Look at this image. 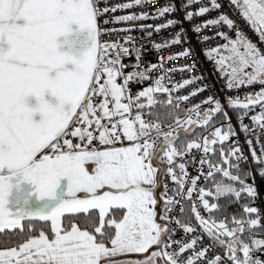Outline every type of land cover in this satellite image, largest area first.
Masks as SVG:
<instances>
[{"label":"snow or ice","instance_id":"1","mask_svg":"<svg viewBox=\"0 0 264 264\" xmlns=\"http://www.w3.org/2000/svg\"><path fill=\"white\" fill-rule=\"evenodd\" d=\"M149 2L109 7L108 0H0V264H264L257 255L264 252V238H257L264 233L258 208L246 203L243 215L216 218L224 210L221 199L254 202L257 195L246 183L247 172L232 160L244 159L240 147H223L235 135L231 124L226 130L213 125L218 113L228 118L221 101L209 96L181 116L180 103L206 89L173 98L197 78L177 83L170 74L192 65L151 75L191 49L147 66L137 49L132 71L125 72L129 65L123 60L132 55L125 45L134 38L102 39L120 31L104 25L150 17L147 12L101 17ZM209 3L184 18L221 8L217 0ZM229 3L264 43V0ZM174 11V5L164 6L151 18ZM177 23L169 19L155 31ZM222 25L233 29L235 38L218 30L215 36L225 43L204 55L226 78L228 91L260 86L242 99L226 97V103L243 110L245 132L243 117L258 106L251 120L264 132V51L223 13L192 30ZM182 32L154 48L180 44ZM210 39L205 35L204 42ZM145 81L149 86L131 90L132 83ZM202 104L211 107L202 111ZM197 128L211 130L188 139ZM217 144L219 160L213 162ZM193 149L203 153L198 163L208 170L198 169L189 179L187 165L197 161L185 157ZM251 156L264 177V147ZM201 176L211 187H198ZM178 231L184 234L180 238ZM205 236L211 244L201 247ZM131 255L141 258H127Z\"/></svg>","mask_w":264,"mask_h":264},{"label":"built area","instance_id":"2","mask_svg":"<svg viewBox=\"0 0 264 264\" xmlns=\"http://www.w3.org/2000/svg\"><path fill=\"white\" fill-rule=\"evenodd\" d=\"M131 0H108V6H114L116 4L130 3ZM218 3L221 4L220 9L212 10L208 13H205L203 16H194L192 20H186L184 17L187 11L196 12L198 11L200 6H208L211 7L209 0H200L199 3L189 4L188 0H150L149 3H146L142 6H134L130 9H122L117 10L114 13L105 14L103 19H112L114 17L123 16V15H131L136 14L139 15L141 12H147L149 15V19L147 20H139V21H126V22H118V23H109L104 25L103 27L109 29H117L115 34L105 35L102 37L105 41H112L116 39H121L126 36H132L134 38V43L125 45L132 50V55L130 57H125L123 63L129 65L128 68L125 69V72L132 71V65L135 64V55L136 50H140L141 53V63L143 66H147L149 63H158V57H164L167 60V56L169 54L175 55L183 51L185 48L191 49V54L184 57L183 59H175L171 62H167L164 64L163 69H157L151 75L153 78L161 76L164 71L169 68H180L185 65H192L190 71L186 72H175L171 73L172 81L177 83L181 82L183 79L189 78H197L196 82L180 89L179 92H173L172 96L175 98L177 95H189L190 93L196 91L199 87H204L206 90L199 92L198 95L190 96L188 101H184L180 103V108L186 109L191 108L195 104L202 102L207 97L212 96L221 101L223 105L224 111L227 112V119L224 121H218L214 124V127H222V129L226 130L227 125L230 123L232 126L235 135L231 136L228 141H225L231 147H240L242 155L244 159L240 161H235V157H232L233 161L238 163L239 166H246L250 174L246 177V183L252 184L256 188V198L254 202L249 201L247 204L250 207H256L259 209L260 215V223L264 226V202L263 196L259 190L258 186V178L256 172V162L252 159L251 152L254 149L259 155L261 153L262 147H264V132L261 131L258 125L254 124L251 120L252 115H256L259 113L260 108L257 106L253 111H249L246 116L243 117V124L248 126L249 131L245 132L241 129V121L239 117L235 118L231 115L229 107L226 103V97L229 96H237L239 95L241 99L244 94L249 91L259 90V85L252 86L251 88H241V89H233L232 91H228L226 89V78H224L219 72L215 69L214 61L209 60L204 52L210 50L212 47L217 46L219 44L225 43L219 36H215V33L220 30L226 32L230 37L235 38V31L233 29H228L226 25L222 26H210L200 32H194L192 29L197 24H203L209 19L218 18L220 14H226L230 19L234 20L237 25L243 30V32L255 43H257L258 47L264 51V43H260L257 35L250 30L249 26L242 19L239 14L238 9L235 6H231L229 0H217ZM175 6L176 11L165 14L163 17L151 18L155 15V13L164 6ZM104 5L101 4V7ZM169 19L175 20L178 23L168 27L161 29L160 32L155 31V26H159L167 23ZM141 25H153L152 29H147L146 31H151L152 36L149 38L146 34V31L141 30ZM123 29H131V31H122ZM182 32L181 43L172 45L171 47H165L157 51L154 48V44H161L165 41H169L175 37L176 33ZM205 35L213 37L207 42H204ZM202 78V79H200ZM166 83L171 86V82L166 81ZM149 86V82L145 81L143 84L132 83L130 88L133 92L141 90L144 87ZM210 105L202 104L203 107H209ZM211 129L205 130L203 134L207 135V131ZM251 140V146L247 143V141ZM203 155L202 152H199L195 149L191 151L188 157H185L186 160L195 157L197 162L189 163L187 165V171L189 174V179L199 175L198 169H201L198 161L200 157ZM213 155L210 154V158L212 159ZM203 172H207L208 168L205 164L201 169ZM205 182L203 176L198 181V187H203V183ZM170 188H174L175 186L168 181ZM171 194V193H170ZM195 197V193H194ZM179 199V198H178ZM197 204L199 202L197 201ZM186 205V204H185ZM184 205V206H185ZM179 208H177V212ZM201 212L203 215L207 216L208 214L203 211L201 208ZM193 223L195 221L193 220ZM175 227V226H174ZM184 234L182 231L177 232V238H180ZM257 238H264V233H257ZM211 244V241L205 236L201 242V247L208 246ZM216 254L223 255L222 250L219 248L215 249ZM211 255V253H209ZM258 256L264 258V252L257 253Z\"/></svg>","mask_w":264,"mask_h":264},{"label":"trees","instance_id":"3","mask_svg":"<svg viewBox=\"0 0 264 264\" xmlns=\"http://www.w3.org/2000/svg\"><path fill=\"white\" fill-rule=\"evenodd\" d=\"M159 98L160 99H166L167 97L164 94H159ZM180 109H181V116H183V108H180ZM230 109H231L232 115L235 116V117H238L241 114H243V110L232 109V108H230ZM156 110L160 111V112L163 111V109H161V108H157ZM224 118H225V116L222 113H218V114H216L214 116L213 122H216V121H219V120H223ZM202 131H203V129L197 128L196 132L190 134L188 139L197 138L202 133ZM215 147H216L217 151L212 157L213 162H217L219 160L220 145L217 144ZM223 147H224L225 151H227L231 147V145H229L228 143L224 142ZM239 167H240V170L242 172H247V175L250 174V171H249V169L246 166H239ZM255 168H256L257 175L259 176V178H258V186H259V190H260V192H261V194L263 196V202H264V177H261L259 175V167L256 166ZM203 187L209 188V187H211V184H209L207 181H205L203 183ZM209 199H210V202H213L212 198H209ZM248 202H249V200L246 197H242L239 202H229L228 200L221 199L219 201V203L223 206L224 210L221 213H217L216 214V218L217 219H221V218H223L225 216L231 217L232 215H236L237 217H239V216L243 215V213H242V205H244V204H246ZM185 208L188 209L189 206L187 205Z\"/></svg>","mask_w":264,"mask_h":264},{"label":"crops","instance_id":"4","mask_svg":"<svg viewBox=\"0 0 264 264\" xmlns=\"http://www.w3.org/2000/svg\"><path fill=\"white\" fill-rule=\"evenodd\" d=\"M220 74H221V73H220ZM158 191H161V189L158 190ZM159 209H160V205H158V211H159ZM123 258H125V257H118V259H123ZM127 258L137 259V258H141V257H138V256H136V255H131L130 257H127Z\"/></svg>","mask_w":264,"mask_h":264},{"label":"rangeland","instance_id":"5","mask_svg":"<svg viewBox=\"0 0 264 264\" xmlns=\"http://www.w3.org/2000/svg\"><path fill=\"white\" fill-rule=\"evenodd\" d=\"M209 107H211V106H209ZM209 107H207V108H209ZM207 108H203L201 110L203 111L204 109H207ZM181 133H183V130L182 129H181Z\"/></svg>","mask_w":264,"mask_h":264}]
</instances>
